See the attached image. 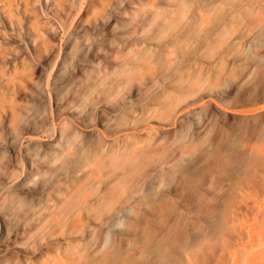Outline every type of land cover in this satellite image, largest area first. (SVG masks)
Returning a JSON list of instances; mask_svg holds the SVG:
<instances>
[{
    "label": "rangeland",
    "instance_id": "obj_1",
    "mask_svg": "<svg viewBox=\"0 0 264 264\" xmlns=\"http://www.w3.org/2000/svg\"><path fill=\"white\" fill-rule=\"evenodd\" d=\"M3 92L0 264H264V0H0Z\"/></svg>",
    "mask_w": 264,
    "mask_h": 264
},
{
    "label": "bare ground",
    "instance_id": "obj_2",
    "mask_svg": "<svg viewBox=\"0 0 264 264\" xmlns=\"http://www.w3.org/2000/svg\"><path fill=\"white\" fill-rule=\"evenodd\" d=\"M1 94V97H3V100L0 98V124H2L3 122H6V117H5V114H7L6 110H5V97H6V93L3 92V93H0ZM13 111L11 112V115L10 118H9V121L13 120ZM22 139V137L20 138V140ZM13 180H17L18 181V184L17 186L15 187V189H21L22 185H23V179L20 177L19 174H15V175H10L7 177V182H11ZM6 187V186H5ZM5 188H3L1 191H0V199H3V196L5 195Z\"/></svg>",
    "mask_w": 264,
    "mask_h": 264
}]
</instances>
